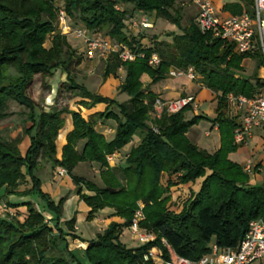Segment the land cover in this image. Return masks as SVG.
Listing matches in <instances>:
<instances>
[{
  "label": "trees",
  "instance_id": "1",
  "mask_svg": "<svg viewBox=\"0 0 264 264\" xmlns=\"http://www.w3.org/2000/svg\"><path fill=\"white\" fill-rule=\"evenodd\" d=\"M237 1L245 7L254 3V0ZM63 2L71 20L79 19L90 32L124 43L144 57L123 62L118 54H112L106 60L105 80L117 76L119 69L124 70L125 81L119 91L128 95L127 101L119 103L93 94L75 80L74 70L82 64L83 56L66 35L55 33L58 22L55 0H0V121L10 116V102H15L26 109L25 123H31L24 128L23 136L15 139L0 134V198L39 194L49 209L57 213L56 223L51 226L29 201L24 205L28 212L24 223L16 217H0V264H74V257L67 256V249L61 247L68 244V236L87 244H84L85 253L90 264H158L150 256L153 248L162 252L164 261H170L173 251L196 262L210 253L213 245L220 250L237 248L250 223L264 219V185L252 186L244 167L230 159L243 146L235 143L239 122L228 115L227 97L233 94L252 98L264 86L258 72L253 76L242 74L243 62L248 58L257 59L258 69L264 67L261 53H235L233 45L200 32L195 19L184 27L182 13L174 10L177 0ZM242 4L227 6V9L240 15L244 10ZM117 5H131L133 13H155L182 33L173 42L155 40L153 47H143L136 37L127 33L132 13L117 10ZM153 53L162 59L158 68L149 65ZM189 67L194 68L202 84L216 95V118L211 123L220 133V148L214 153L198 147L188 137L194 126L208 120L203 115L188 119L187 113L193 110L191 106L177 114L152 117L158 95L146 87L143 76L157 83L167 79L172 68ZM57 69L67 74L64 87L72 97L82 99L80 106L93 109L105 104L106 110L89 119L68 107L43 110L33 98V86L39 81L41 95L47 98L52 93L48 80ZM114 106L119 113L111 111ZM65 115L71 116L73 130L67 135L59 159L57 140L66 124ZM99 120L117 123L112 140L97 130ZM136 136L141 142L131 149L125 166L112 167L108 158L131 144ZM25 137L30 138L31 144L23 155L20 145ZM42 162H51L67 171L77 187L79 200L90 208L88 220L110 208L123 223L113 221L96 239L85 241L75 235L76 219H73L67 222L70 233L66 234L61 227L66 199L56 205L34 176ZM83 162L100 165L103 186L74 174ZM165 175L169 178L167 184L163 183ZM27 176L32 186L19 192ZM199 179H203L199 191L184 203L182 211L170 210L171 189L195 184ZM140 210L143 215L140 228L153 234L155 239L130 249L122 243L121 236L133 225Z\"/></svg>",
  "mask_w": 264,
  "mask_h": 264
},
{
  "label": "rangeland",
  "instance_id": "2",
  "mask_svg": "<svg viewBox=\"0 0 264 264\" xmlns=\"http://www.w3.org/2000/svg\"><path fill=\"white\" fill-rule=\"evenodd\" d=\"M219 10L221 15H235V13L231 12V10L227 9V6H233L236 4H242L240 2H236L233 0H212ZM233 1V2H232ZM55 4L58 6H64L63 0H55ZM243 5V11H250L253 12V5L245 7ZM126 10L130 11L132 17L135 13L132 12L133 6L131 5H122ZM248 9V10H247ZM174 10H178L183 15V26H189L191 20L196 19L198 14V8L195 6L192 0H177ZM149 14L147 15V21L153 24V28L147 31H143L142 34L147 39L149 44L145 45L146 47H153L155 40L158 41H167L173 42L174 37L177 35H181V30L168 22L167 20L157 17L156 15ZM129 17V18H130ZM141 19V18H140ZM69 26L71 27V31L65 29L61 24L58 22L56 25V32L55 33H62L68 37L69 42L73 46L77 53L83 56L82 64L74 70L75 73V80L79 85H82L88 89L89 92L93 94H98L102 97L109 98L119 103H123L129 99L127 94L120 93L119 88L122 83L125 81V72L123 69L118 70L117 76H110L107 80L104 79L103 72L105 69L106 60L105 58L97 57L96 59H88L84 53V43L82 39L76 38L74 31L81 27L82 24L79 22V19H70L68 18ZM94 35L98 37H102L105 39H111L108 36L102 33H94ZM46 46L49 48L51 47L50 40L47 41ZM255 55V53H253ZM257 59L251 58L247 61L242 74L245 76H253L256 72H258V77L263 80L264 79V69L257 68ZM144 78H147L144 80ZM150 79L147 75H144L142 78L143 83L146 87L149 86ZM199 83H202L201 78L198 76ZM49 84L52 87V93L47 98H43L41 95V83L37 81L33 86V98L40 104L43 110L48 112L51 111L52 108H63L68 107L71 110L79 111L85 118L89 119V117L97 112H103L106 110L105 104H99L93 109H87L84 106H80L81 98L72 97L66 91L64 87V83L67 82V74L62 69H57L53 71V76L48 80ZM253 83H256V80H253ZM212 92V91H211ZM214 95V94H213ZM213 95L210 96L207 103L204 106L205 109H211L217 103L216 97ZM111 111L115 113H119L118 108L116 106L111 108ZM198 112L193 114V112L187 113L188 119H192L194 116L202 115L201 112L205 115L209 112L201 111V107L197 109ZM26 109L20 107L15 102H10L9 113L10 116L6 119L0 121V134L3 137L9 139H15L19 136H23V130L25 127H30L31 123L26 124L25 115ZM66 122L71 121L70 115L64 116ZM152 117H154L152 115ZM155 118V117H154ZM67 123L65 126L67 127ZM117 123L113 120H99L97 122L98 130L101 133H105V137L108 140H112L115 135ZM207 124L201 123L197 128L200 137H202L203 141L205 139V143L210 142L213 140V137L216 135L213 134V137H203L205 135ZM193 128V129H194ZM196 130V129H194ZM113 131V133H112ZM112 133V134H111ZM107 134V136H106ZM110 134V135H109ZM103 135V134H102ZM29 138V137H28ZM27 137L23 139L26 140ZM23 143V142H22ZM83 147V142L79 144L78 149L81 150ZM22 148V144H21ZM29 149V148H28ZM27 149V150H28ZM24 150V149H22ZM26 150V152H27ZM63 150V148H62ZM61 150V153H62ZM234 154V155H233ZM230 157L231 161L241 165L242 167L245 166L247 160H252L255 164L261 166V172L253 171L252 173L248 174L250 177V184L252 186H262L264 185V127L255 129L253 132L252 138L249 140V144L245 147L240 148L236 153H233ZM57 150V156L60 159ZM62 156V154H61ZM125 154L120 153L119 156L113 157L110 161L112 167H123L124 164ZM42 166L34 172V176L37 177L41 181V189L44 193L49 194L52 200L55 202L56 205H59L62 199H66L63 205V213L65 212V216L61 218V227L66 234L70 233L69 226L67 222L75 220V235L78 236L81 240L90 241L91 239H96L98 235L102 234L107 228V222L102 221V218H93L92 220H88L90 209L89 207L83 203L82 201H76L75 198L72 199L74 194H77V187L74 184L72 178L69 175L62 176L59 175V171L61 168L58 169L56 165L50 162H42ZM78 166H86V167H78L75 170L77 176L85 177L88 180L94 181L99 186H103L101 181L100 171L101 167L95 163L83 162ZM83 168V169H82ZM210 174V172H208ZM119 176L122 177V174L119 173ZM28 180L31 181L30 176H27ZM169 178L167 175L163 178V183L167 184ZM172 181H176V177L172 178ZM66 182L67 184L62 185V183ZM202 184V180H198L195 184H187V185H178L171 189V200L172 205L169 207L170 210H180L183 208L184 203L190 199V197L194 196ZM26 186V183L25 185ZM25 188V187H24ZM35 206L42 212L44 218L48 223L54 226L57 219V213L51 211L45 201L39 194L33 195V200H30ZM171 202V201H170ZM81 204L79 206V204ZM170 204V203H169ZM84 206V209L83 207ZM0 209L1 212L4 210L5 214H8V211L4 207V204L0 202ZM19 213L23 214L26 212L18 211ZM20 214V215H21ZM19 215V216H20ZM17 218V217H16ZM27 217L20 216L17 218L21 223H24ZM69 237V236H68ZM121 241L130 249H137L144 246L146 243L137 239V237L133 234L131 228L126 229L125 233L121 236ZM68 244H63L61 247L63 249H67V256L74 257V264L81 263V264H90L89 260L85 253V248L81 244L80 240H73L71 237L67 238ZM87 245V244H86ZM155 256L156 253L160 254L159 250L153 251ZM158 264H162L161 260L155 259ZM254 264H264V260L261 262H256Z\"/></svg>",
  "mask_w": 264,
  "mask_h": 264
},
{
  "label": "built area",
  "instance_id": "3",
  "mask_svg": "<svg viewBox=\"0 0 264 264\" xmlns=\"http://www.w3.org/2000/svg\"><path fill=\"white\" fill-rule=\"evenodd\" d=\"M192 1L198 8L195 23L200 32L212 34L214 38L233 45L235 53L239 55L260 52L264 59V0H254L253 12L244 11L240 15H221L212 0ZM116 9L121 12L125 10L122 5H117ZM146 17L147 14L136 12L128 19L127 33L130 37L134 32L139 33L153 28V24L147 21ZM68 18L64 7L59 5V23L65 29L71 31ZM74 34L76 38L83 40L85 56L90 60L97 57L107 60L112 54H118L123 62H133L137 57H144L143 54H138L124 43L94 35L84 25L77 28ZM161 62L162 59L158 53H153L149 58V65L153 68H158ZM169 77H187L193 82L198 80V74L192 67L186 70L172 68ZM227 100L230 111L239 122V126L235 131V143L245 147L249 144L255 129L264 127V86L252 98L230 94ZM189 106L196 110L199 108L195 96L170 100L158 98L154 104L152 115L155 118H160L163 114H177ZM113 157L114 155L109 157V161ZM244 171L247 174L253 171L261 172V166L255 164L252 160H247ZM59 175L64 177L67 175V171L61 168ZM142 219L143 215L140 210L137 212L136 219L130 228L137 239L147 244L153 241L155 236L140 228L139 222ZM156 249L153 248L150 251V256L153 259L161 260L162 264H254L264 260V219H256L250 223L247 233L237 248L220 250L213 245L211 252L196 262L180 257L173 251H171L170 261H164L160 250V254L156 253L155 256L153 251H156ZM146 259H148V256H146Z\"/></svg>",
  "mask_w": 264,
  "mask_h": 264
},
{
  "label": "crops",
  "instance_id": "4",
  "mask_svg": "<svg viewBox=\"0 0 264 264\" xmlns=\"http://www.w3.org/2000/svg\"><path fill=\"white\" fill-rule=\"evenodd\" d=\"M233 1L238 2L237 0H233ZM154 15H156V14H154ZM145 31H147V30H145ZM142 32L143 31H141L139 33L134 32L131 37H136L138 39V41H140L141 45L143 47H146L145 45H147L149 43L147 42V39H145V36L142 34ZM147 48H150V47H147ZM250 59L251 58H248V59H246L243 62V67H245L247 61H249ZM145 79H147V78H144V80ZM148 81H149L148 83H149L150 91H152L155 94H157L158 98H162V99H165V100H170V99H177V98L186 97V96H195L197 101H198V103H199V106L201 107V111H204V112L208 111L209 112L208 114H205V115L201 112V114L203 116H206V118L208 119V120L202 121L203 123L207 124L205 135L203 137L211 138V136L213 137V134L216 135V137H213V140L210 141V142H207V143H205L206 142L205 139L203 141V139H202V137H200L199 133L196 132V131H198V129L194 128V127H199L202 122H200L198 125L193 127L196 130H194L192 128L189 131L188 137L198 147H200V148H202L204 150H207L210 153H214L220 148V133L218 131V128L213 126V124L211 123V120L216 118L215 109L217 107V104L215 106H213L211 109H205L204 110V106H205V104H208L207 101L210 98V96L214 94L213 92H211L209 89H207L202 83H199L198 81L193 82V81L189 80L187 77H180V78L168 77L167 79H164V80H162L160 82H157V83H152V81L150 79H148ZM213 96L216 97L215 94ZM215 103H217V99H216ZM193 111H194L193 114H196V112H198L196 109H193L190 112H193ZM228 115L231 118H234V116H233L232 112L230 111V109L228 110ZM72 130H73V122H72V119H71V121L67 123V127L65 126L60 131V134H59V137H58V140H57V150H58V153L60 154L59 155L60 157H61V154H62L61 150H62V148L64 147V145L66 144V141H67L66 140L67 139V135ZM97 130H98V127H97ZM112 133H113V131H112ZM101 134H103L105 136L104 132L101 133ZM106 136H107V134H106ZM140 142H141L140 137L136 136L134 138V141L131 144L126 146L123 150L119 151L118 153L114 154V158L119 156L120 153H124L125 154V159H126L127 155L130 153L131 149L134 148V147H137L140 144ZM30 144H31L30 143V138L27 137V139L24 140L23 143H22V148H21V145H20V150H21L23 155H26V153H27L26 150L30 147ZM22 149H24V150H22ZM233 155L231 154L230 157L233 156ZM125 159H124V164H125ZM47 163L50 164V162H47ZM40 167H43L42 163H41ZM78 167H83L84 168L86 166H77L75 170H77ZM59 168L60 167H58V169ZM74 174L76 175L75 171H74ZM79 177H82V176H79ZM200 180L203 181V179H200ZM64 184H67V183L66 182L62 183V185H64ZM24 185L21 186V188L19 189V192H23L26 189H30L31 186H32V183L27 178L26 186H24ZM84 192H86V191H84ZM2 195L3 194H1V196ZM74 198H75L76 201H80L77 194L76 195L74 194L72 199H74ZM30 200H33V196H17V195H12V196H8V197H3L2 196L0 198V202L4 204V207L8 211V214L7 213L5 214L4 210L1 212V209H0V217L1 218H7L9 216L10 217H17V218H19L20 216L21 217L24 216V218L27 217L28 216V212H27V209H26V207L24 205L27 202H29ZM172 202L173 201L171 200L169 207H171ZM7 204H11V205H13V207H8ZM80 205L81 204H79V206ZM82 207L84 209V206H82ZM182 209H180V210H172V211H175V212L179 213V212L182 211ZM18 211L26 212V214L25 213L21 214ZM64 216H65V212L63 213V218H64ZM95 218H102V221L107 222V224H110L113 221L114 222L123 223V220L121 218H119V217H116L115 216V211L113 209H110V208H106V209L98 212L97 214H95ZM51 226H53V225H51ZM125 231H126V229L124 230L123 234L125 233ZM67 238H69V237H67ZM81 244L83 245L84 248H86V246L84 245L86 243L81 242Z\"/></svg>",
  "mask_w": 264,
  "mask_h": 264
}]
</instances>
